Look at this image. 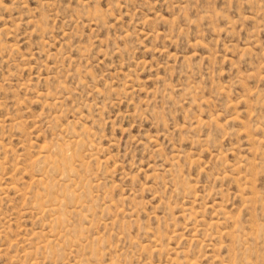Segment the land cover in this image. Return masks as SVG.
Returning <instances> with one entry per match:
<instances>
[{
	"label": "rangeland",
	"instance_id": "1",
	"mask_svg": "<svg viewBox=\"0 0 264 264\" xmlns=\"http://www.w3.org/2000/svg\"><path fill=\"white\" fill-rule=\"evenodd\" d=\"M0 264H264V0H0Z\"/></svg>",
	"mask_w": 264,
	"mask_h": 264
}]
</instances>
